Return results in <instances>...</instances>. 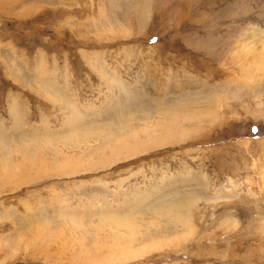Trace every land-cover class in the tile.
<instances>
[{"label": "rangeland", "instance_id": "obj_1", "mask_svg": "<svg viewBox=\"0 0 264 264\" xmlns=\"http://www.w3.org/2000/svg\"><path fill=\"white\" fill-rule=\"evenodd\" d=\"M0 264H264V0H0Z\"/></svg>", "mask_w": 264, "mask_h": 264}, {"label": "bare ground", "instance_id": "obj_2", "mask_svg": "<svg viewBox=\"0 0 264 264\" xmlns=\"http://www.w3.org/2000/svg\"><path fill=\"white\" fill-rule=\"evenodd\" d=\"M263 51V50H262Z\"/></svg>", "mask_w": 264, "mask_h": 264}]
</instances>
